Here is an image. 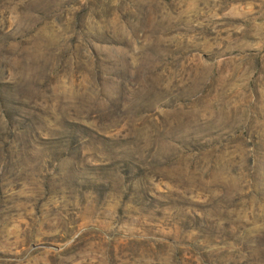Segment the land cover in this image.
Instances as JSON below:
<instances>
[{
	"label": "rangeland",
	"instance_id": "374dc122",
	"mask_svg": "<svg viewBox=\"0 0 264 264\" xmlns=\"http://www.w3.org/2000/svg\"><path fill=\"white\" fill-rule=\"evenodd\" d=\"M0 264H264V0H0Z\"/></svg>",
	"mask_w": 264,
	"mask_h": 264
}]
</instances>
